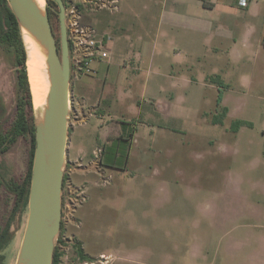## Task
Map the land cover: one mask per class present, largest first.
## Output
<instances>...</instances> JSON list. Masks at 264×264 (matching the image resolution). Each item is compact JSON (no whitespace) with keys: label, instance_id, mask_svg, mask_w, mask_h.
I'll return each instance as SVG.
<instances>
[{"label":"rangeland","instance_id":"374dc122","mask_svg":"<svg viewBox=\"0 0 264 264\" xmlns=\"http://www.w3.org/2000/svg\"><path fill=\"white\" fill-rule=\"evenodd\" d=\"M173 1L121 0V13L84 15V22L111 34L113 41L108 60L98 66L99 74L78 77V84H91L87 90L93 95L78 92V109L83 102L87 114L78 113V128L89 129L85 134L89 140L86 152L78 151V162L68 144L63 203L73 197L78 198L76 212L88 201L93 209L83 227L76 212L75 221L64 226L60 264H210L213 259L217 264H240V255L235 260L226 256L224 245L247 237L249 225H264V47L257 49L258 35L253 45L244 46L240 29L234 27L236 44L211 38L206 46L185 27L163 21L173 14L181 25L197 16L217 24L232 0L214 1L215 8L212 0ZM45 10L60 48L59 8L49 0ZM128 34L133 39L124 44ZM144 45L156 50L152 70L171 71L181 81L188 77L194 83L173 87L171 93L164 83L167 93L160 96L163 101L155 102L152 82L150 93L144 95V81L153 73L132 70ZM20 61L16 39L0 17V226H11L0 264H18L29 217V208L19 203L9 184L27 177L34 160L32 136L21 137L6 149L12 126L26 105ZM69 119L70 139L77 124L72 107ZM217 120L222 124H215ZM238 121L249 124L235 131ZM121 123L136 135L129 137L125 158L110 172L100 171L101 128ZM107 132L109 138L114 135ZM76 169L78 186L73 183ZM77 229L85 252L99 251L104 258L94 257L93 263L79 259L73 247Z\"/></svg>","mask_w":264,"mask_h":264},{"label":"water","instance_id":"95a60500","mask_svg":"<svg viewBox=\"0 0 264 264\" xmlns=\"http://www.w3.org/2000/svg\"><path fill=\"white\" fill-rule=\"evenodd\" d=\"M21 28L44 47L50 90L43 119L35 118L36 147L29 193V217L18 264H53L63 215L64 167L69 143L71 63L65 4L59 7L61 52L47 10L33 0H7ZM49 0H46L48 3Z\"/></svg>","mask_w":264,"mask_h":264},{"label":"crops","instance_id":"0c3cea01","mask_svg":"<svg viewBox=\"0 0 264 264\" xmlns=\"http://www.w3.org/2000/svg\"><path fill=\"white\" fill-rule=\"evenodd\" d=\"M164 1L168 2L172 0ZM176 1L178 0H174L173 2ZM214 1L217 0H212L211 5H213V3L215 4ZM215 5H213V8L216 7ZM225 8L226 10L220 13V19L222 18L223 21L217 24H215L209 18L197 16L189 17V19H186L185 22H183V25H181L180 23L176 22L177 20L175 21V19L173 18V14L166 15L163 21H165L167 25L169 24V26L185 27L187 30L186 33L191 35L192 37H202V40L206 44V46H208L209 40L211 38L234 40V43L236 44L237 32L234 30L239 28L240 38L242 39V44L244 46L253 45L254 38L258 35L256 47L257 49L264 47V0H250L248 7H241L240 0H232L230 6ZM119 13H121V8ZM98 14H101V12H98ZM260 21L262 23H260ZM233 27L234 30H232ZM129 35L130 34L125 36L126 41L124 39V44L125 42L129 41L130 38L133 39V36L130 35V37ZM137 37L142 38L143 35ZM171 38L173 39V35ZM117 40V43L119 45V42H122V39L118 38ZM113 44L116 45V41H114ZM171 44H173V40L169 42V45ZM155 51L156 50L154 46H152V49H148L147 46L144 45L137 56L138 64L133 66L132 70L136 72L140 71V73L146 72L147 75H149V72L152 71L153 78L148 76L144 81L143 94L146 95L150 93V89L148 88V86H150V84H152L153 82V85H155V93L152 97L154 98L155 102H160L163 101V98H161L160 96L163 95L164 92L167 93V91H164L163 88L164 83L171 87L169 91V93H171L174 92L173 87L180 88L179 85H181L182 88L184 85L188 86V84L194 83V80L192 82L189 81L188 77H185L183 81H181L180 78L171 71L162 73L163 70H160V67L163 66L157 67V69L162 72L152 70L154 69V67H156L153 61ZM90 81L91 80H89V82ZM89 85L91 84L87 82L83 83V81H79L78 84V78L71 79V95L73 98L72 110L75 113V121L77 124L75 125V127H73V132L68 144H70V148L73 147L74 152L72 155L73 159L75 160L74 162H78V151L84 153L86 152V149L88 147L87 142L89 138L85 134H88L89 129H84V127L78 128V113L83 117L87 115L82 108L83 102H81V108L78 109V103L80 105V102L78 101V92L83 97L85 95L88 97H92V93L87 90V88H89ZM171 101H175V99L172 97ZM100 122H103V117H100ZM122 124L123 123L118 124L119 126L116 127H112V125H109L103 126V128H101L100 138H104V141L102 144V154L98 161L100 171L106 170L110 172L112 167L116 166L117 163L122 160V158L124 159L125 152L128 151V146L130 147L131 144V140H129V137L133 140L136 135V131L128 132L127 127L124 128ZM108 130L110 133H114V135L110 138L108 137ZM80 135L82 137L79 141ZM74 173L73 183L75 184V186H78V169H76ZM90 199H92L91 196ZM89 202L90 201H88L80 210H77L76 212L77 223L79 219L82 227L84 226V221L86 219L85 216H88V214L92 212L91 209H93V205H88ZM247 228L252 229L248 232V235L250 236L247 235V237L240 238V242L238 240L228 242L226 245H224V252H226V256H230L233 260H235L240 255V264H264V225H249ZM254 230L259 231L255 232ZM74 236L76 238V241L82 244L85 251L84 238L83 236L78 234V229L75 231ZM222 247L223 242L220 244L219 250L222 249ZM85 253L93 260L94 257L104 258L106 255L105 253H99V251L93 254H88L87 252ZM209 262L210 264H217L215 263L214 259ZM219 264L227 263L223 262Z\"/></svg>","mask_w":264,"mask_h":264},{"label":"built area","instance_id":"2783aa9c","mask_svg":"<svg viewBox=\"0 0 264 264\" xmlns=\"http://www.w3.org/2000/svg\"><path fill=\"white\" fill-rule=\"evenodd\" d=\"M121 0H65L66 29L70 51L71 76H96L98 66L108 60L113 37L92 24L84 22L85 14L120 11ZM250 0H240L241 7H248ZM70 118V116H69ZM70 119H69V126ZM71 192V191H70ZM84 195V194H82ZM78 198L70 197L63 203L62 222L68 226L75 221Z\"/></svg>","mask_w":264,"mask_h":264},{"label":"trees","instance_id":"16d2710c","mask_svg":"<svg viewBox=\"0 0 264 264\" xmlns=\"http://www.w3.org/2000/svg\"><path fill=\"white\" fill-rule=\"evenodd\" d=\"M50 2L52 1L50 0ZM63 2L65 3V0H63ZM55 5L58 7L56 3ZM0 17H3L7 21V24L9 25L10 30L13 33L16 39L17 45L20 49V54H21L20 85H21V90L25 96L24 100L26 101V105H23L20 113L18 114L16 121L14 122L12 126V130L9 135V140L6 145V149L11 148L18 141L19 138L31 135L32 143H33V155L32 156H34L35 147H36V140H35L36 131H35V118L33 115L34 113L33 97L31 93V87L29 83V76H28V70H27V51H26L25 44L23 41L20 25L12 9L10 8L7 0H0ZM222 101H223V94L221 91L219 94L218 104L220 105ZM224 113H227V109H224ZM215 124H222V120L215 121ZM248 124L249 123L245 121H238L234 125L235 126L234 130L238 131L241 126L248 125ZM32 168H33V158L31 160L30 168H29V171H28V174L25 180L22 183L11 181L9 184L10 190L17 196V198L19 199V203L22 204L24 208L28 207L30 185H31V178H32ZM65 182H66V177L64 178V186H65ZM64 233H65V228L62 222L60 236L58 239V245L54 252L53 264H60V259L63 255L60 250L61 248L60 245L65 244ZM2 238H4V236H2ZM73 247L75 249L77 256L82 262H89V263L94 262L93 259H91L89 256L86 255L83 249V246L80 242H77L75 240ZM2 248H3V245L0 242V251L2 250Z\"/></svg>","mask_w":264,"mask_h":264},{"label":"bare ground","instance_id":"6f19581e","mask_svg":"<svg viewBox=\"0 0 264 264\" xmlns=\"http://www.w3.org/2000/svg\"><path fill=\"white\" fill-rule=\"evenodd\" d=\"M44 12L46 0H33ZM23 41L27 51V67L35 118L38 122L44 117L50 90V76L46 64V51L42 44L26 29H23Z\"/></svg>","mask_w":264,"mask_h":264},{"label":"flooded vegetation","instance_id":"af4514ba","mask_svg":"<svg viewBox=\"0 0 264 264\" xmlns=\"http://www.w3.org/2000/svg\"><path fill=\"white\" fill-rule=\"evenodd\" d=\"M58 43V42H57ZM59 47V46H58ZM60 52H61V45H60V48H59ZM10 225H8V227L6 229H3L1 226H0V242L2 243L3 245V248H4V242L7 241L8 239V236H9V232H10ZM2 236H4V238H2ZM2 248V250H3ZM1 250V251H2ZM0 251V252H1Z\"/></svg>","mask_w":264,"mask_h":264}]
</instances>
